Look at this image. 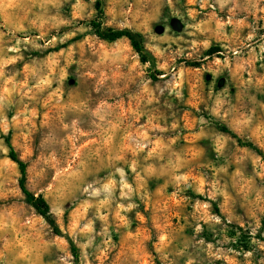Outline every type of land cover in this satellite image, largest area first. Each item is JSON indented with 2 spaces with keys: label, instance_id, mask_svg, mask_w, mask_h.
<instances>
[{
  "label": "rangeland",
  "instance_id": "1",
  "mask_svg": "<svg viewBox=\"0 0 264 264\" xmlns=\"http://www.w3.org/2000/svg\"><path fill=\"white\" fill-rule=\"evenodd\" d=\"M103 1L153 63L96 0H0V264H264V0Z\"/></svg>",
  "mask_w": 264,
  "mask_h": 264
},
{
  "label": "trees",
  "instance_id": "2",
  "mask_svg": "<svg viewBox=\"0 0 264 264\" xmlns=\"http://www.w3.org/2000/svg\"><path fill=\"white\" fill-rule=\"evenodd\" d=\"M95 8L97 11L96 17L90 21L89 26L92 28L94 34L101 40L109 43L116 42L121 39H127L130 42L131 47L139 55L140 61L143 64L153 63L154 56L148 50L144 36L133 29L130 28H114L109 27L106 25L105 19V10H104V1L103 0H96ZM221 49L219 47H211L207 54L208 56L219 54ZM156 78V77H154ZM225 130V129H224ZM226 132H229L226 130ZM6 144L10 149V158L13 162H15L20 170L21 179H20V188L25 195V201L28 205H30L36 213H38L41 217H43L46 222L51 226L54 233L58 236L66 238L71 247L76 259L79 258V249L75 245L72 239L68 235H64L61 231L59 224L56 222L49 203L47 200L42 196H35L27 187V168L28 165L25 161L19 158L18 154L16 153L10 138H6ZM245 146H249L253 150L259 152V149L252 143L246 144Z\"/></svg>",
  "mask_w": 264,
  "mask_h": 264
}]
</instances>
